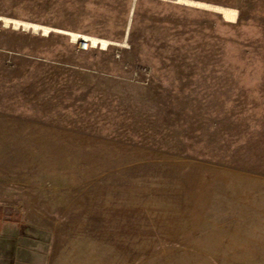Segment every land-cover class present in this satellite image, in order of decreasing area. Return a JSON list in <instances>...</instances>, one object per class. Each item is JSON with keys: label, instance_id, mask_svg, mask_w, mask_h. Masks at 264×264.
Masks as SVG:
<instances>
[{"label": "rangeland", "instance_id": "374dc122", "mask_svg": "<svg viewBox=\"0 0 264 264\" xmlns=\"http://www.w3.org/2000/svg\"><path fill=\"white\" fill-rule=\"evenodd\" d=\"M256 176L264 0H0V264H264Z\"/></svg>", "mask_w": 264, "mask_h": 264}, {"label": "crops", "instance_id": "0c3cea01", "mask_svg": "<svg viewBox=\"0 0 264 264\" xmlns=\"http://www.w3.org/2000/svg\"><path fill=\"white\" fill-rule=\"evenodd\" d=\"M256 182L260 185L254 192H247L246 205L248 207V224L253 225L252 228L248 227V231L255 232L257 235L254 237H248V239H254L264 242V176H256ZM255 246H262L258 244Z\"/></svg>", "mask_w": 264, "mask_h": 264}, {"label": "bare ground", "instance_id": "6f19581e", "mask_svg": "<svg viewBox=\"0 0 264 264\" xmlns=\"http://www.w3.org/2000/svg\"><path fill=\"white\" fill-rule=\"evenodd\" d=\"M219 9V11L224 15V17H226L227 19H231V20H233V19H235L236 18V12L235 11H232V10H228V9H223V8H218ZM17 25V24H16ZM27 27V26H26ZM32 28L34 29V30H38L39 29V27L38 26H36V25H34V26H32ZM73 37H75V38H78L79 40L78 41H80V40H86L87 42H88V44H87V47H89V46H92V47H94V46H96L97 44H101L102 46H105L106 44H108V42L106 43V41H99L98 39H96V38H87V37H84V36H73ZM107 46V45H106ZM105 46V47H106Z\"/></svg>", "mask_w": 264, "mask_h": 264}, {"label": "built area", "instance_id": "2783aa9c", "mask_svg": "<svg viewBox=\"0 0 264 264\" xmlns=\"http://www.w3.org/2000/svg\"><path fill=\"white\" fill-rule=\"evenodd\" d=\"M78 42H79V44H80V46H81L82 49H84V50H87L88 49V47H87L88 42L86 40H83L82 39V40H80ZM89 47H92V46H89Z\"/></svg>", "mask_w": 264, "mask_h": 264}]
</instances>
